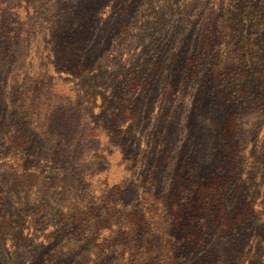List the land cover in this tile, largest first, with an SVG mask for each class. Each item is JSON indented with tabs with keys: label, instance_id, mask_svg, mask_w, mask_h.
I'll list each match as a JSON object with an SVG mask.
<instances>
[{
	"label": "rangeland",
	"instance_id": "1",
	"mask_svg": "<svg viewBox=\"0 0 264 264\" xmlns=\"http://www.w3.org/2000/svg\"><path fill=\"white\" fill-rule=\"evenodd\" d=\"M0 194V264H264V0H0Z\"/></svg>",
	"mask_w": 264,
	"mask_h": 264
},
{
	"label": "trees",
	"instance_id": "2",
	"mask_svg": "<svg viewBox=\"0 0 264 264\" xmlns=\"http://www.w3.org/2000/svg\"><path fill=\"white\" fill-rule=\"evenodd\" d=\"M119 187H116V188H113L111 191L112 192H115L116 190H118ZM156 197H157V200L155 201V203H157L158 201H160V204H161V207H166L167 210H171L172 212L175 210V205L174 203L176 201L179 202L178 199H183L181 196H178L177 192L175 190L171 191V192H168V191H161L160 193H155ZM112 197L109 196L107 198V201L108 202H113ZM4 199L5 197L0 194V224H3L4 226L5 223H4V219H6L4 217V219L2 220L3 216L2 215H6V213L4 212ZM154 203V204H155ZM113 204H119V200H115L113 202ZM104 208V206L102 207ZM77 210L73 215L71 216H66V220H71V222H78L79 225L82 224V222H84L85 226L87 225V230L89 231V233L91 231H96L98 229H101V228H105L107 227L109 224L110 229H109V232L107 233L108 235H110V232H112V230H114V233L118 235V239L116 241V243H118L120 246L126 248V249H129L131 247V244L133 241H135V236H134V233H133V229L135 227H132L131 229L129 230H126L124 229V225L123 224H120V225H116L117 228H112V226H114V224H116L115 221H112L111 218L107 219V220H102V213H95V210L92 211L91 213H88L87 215L83 214V212L80 210V209H75ZM182 212V210H181ZM4 213V214H3ZM86 216V217H85ZM106 216H112L110 215V213H107ZM8 220V219H6ZM141 222L143 221V219L140 220ZM140 221H132L133 224L138 228H142L141 225H140ZM88 225H90L91 227H88ZM148 231H150V229H147ZM144 233V231L140 232V234ZM11 235H13V239H14V243L13 245H16L17 242L21 241V237L18 235H16V233L14 232H11L10 233ZM67 235H73L74 236V232L73 231H70L69 234ZM78 235V234H77ZM76 236V235H75ZM25 243V242H24ZM28 244V243H27ZM27 244L25 243V249L27 248ZM32 254V252H30ZM46 255V253H44ZM123 264H131V261H128L126 258L123 260ZM107 263V262H106ZM23 264H26V263H23Z\"/></svg>",
	"mask_w": 264,
	"mask_h": 264
}]
</instances>
